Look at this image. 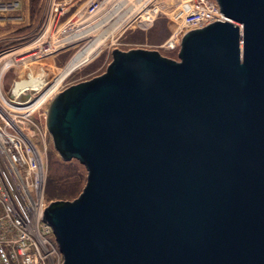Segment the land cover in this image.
Returning a JSON list of instances; mask_svg holds the SVG:
<instances>
[{
  "label": "water",
  "instance_id": "95a60500",
  "mask_svg": "<svg viewBox=\"0 0 264 264\" xmlns=\"http://www.w3.org/2000/svg\"><path fill=\"white\" fill-rule=\"evenodd\" d=\"M177 60L112 51L45 125L80 194L43 212L62 264H264V0H214Z\"/></svg>",
  "mask_w": 264,
  "mask_h": 264
},
{
  "label": "rangeland",
  "instance_id": "374dc122",
  "mask_svg": "<svg viewBox=\"0 0 264 264\" xmlns=\"http://www.w3.org/2000/svg\"><path fill=\"white\" fill-rule=\"evenodd\" d=\"M4 1L16 2L17 7L13 11L3 12L0 15V52L11 53L5 57L4 64L1 63L2 71L13 64L3 74L1 88L6 95L12 97L25 87L31 96L40 92L41 99L43 98L45 102L39 104L40 109L34 114L32 120L43 130L46 127V111L43 108H46L51 98L71 85L103 74L112 60L111 53L115 48L124 52L132 49L155 50L166 58L177 60L178 45L169 48L165 44L177 26L175 22L182 18L181 14L196 7L199 0L151 1L146 5L147 16L153 14L149 24L145 27L138 24L142 16L139 17L133 24L117 34L110 45L101 48L92 58L78 60L71 70H67L68 65L80 56L82 50L95 42V38L90 35L76 38L81 35L79 29L83 25L95 24L99 21L100 17L97 18V16L101 12L96 10L94 15L90 14L80 19L77 25L79 29L74 30L71 28V21L84 5L80 8L78 6L69 8L54 20V13L52 14L54 8L50 0ZM110 1L115 0L108 2ZM85 6L88 7L87 4ZM109 7L110 5L107 6ZM48 22L54 24L52 33L46 32ZM42 34L44 36L42 41L37 42ZM45 138L47 144L45 187L49 175L71 174L72 176H68V181H74V186L66 187L67 194L62 197L71 199L76 196L81 187L83 189L86 170L75 160L62 161L53 148L49 133L45 134ZM44 199L46 203H50L45 189Z\"/></svg>",
  "mask_w": 264,
  "mask_h": 264
},
{
  "label": "built area",
  "instance_id": "2783aa9c",
  "mask_svg": "<svg viewBox=\"0 0 264 264\" xmlns=\"http://www.w3.org/2000/svg\"><path fill=\"white\" fill-rule=\"evenodd\" d=\"M50 2L55 20L69 8H80L88 3L86 13L95 14L102 0ZM16 7V2L0 0V15ZM182 17L181 23L175 22L177 31L174 30L165 44L169 48L180 47L181 39L187 32L216 22L223 15L214 0H199L196 7L190 8ZM177 32L180 33V41L175 40ZM43 34L37 42L42 41ZM9 54L0 52V264H62L53 231L43 219L47 207L44 189L45 134L48 131L46 127L42 130L32 120L40 109L42 94L39 92L31 96L27 87L21 88L14 97L2 91V76L13 64L2 71L1 63Z\"/></svg>",
  "mask_w": 264,
  "mask_h": 264
},
{
  "label": "bare ground",
  "instance_id": "6f19581e",
  "mask_svg": "<svg viewBox=\"0 0 264 264\" xmlns=\"http://www.w3.org/2000/svg\"><path fill=\"white\" fill-rule=\"evenodd\" d=\"M108 1L109 0H102L100 6L98 7V11H100L101 13L99 14V16H97V18L100 17L99 18L100 20L97 21L95 24L89 23L87 25H83L82 23L81 26L83 25V27H81L80 29L79 27L77 28V25L79 24L78 23L79 20L84 19L85 17L90 15L86 13L88 10L87 9L88 7H86L85 5L84 7L82 6L83 8L79 11L77 16L74 19H72L71 28L74 30L79 29V32L81 33V35L77 36L76 38H82V37H86L90 35L92 36V38H95L94 40L95 42H93L90 46L82 50L80 56L68 65L67 70H71L75 66V63L78 60L92 58L97 53V51H99L101 48H104L105 46L110 45L113 42V38L117 34H119L123 29H125V27L133 24V22L139 19V17L142 16L139 19L138 24H140L143 27L149 24L150 20L153 17V14L151 16H147V13H146V5H148L153 0H115L113 2L110 1L111 3ZM109 5L110 7L107 8V6ZM182 20H183V17L178 22L181 23ZM53 27H54L53 23L47 24L46 32L48 31V33H52ZM175 31H177V29ZM180 37H181L180 33L177 32L175 40L180 41L181 39ZM43 101L44 99L42 98L40 104H42ZM50 102L47 104L45 111H47V108ZM47 205L48 203L46 204V206Z\"/></svg>",
  "mask_w": 264,
  "mask_h": 264
},
{
  "label": "trees",
  "instance_id": "16d2710c",
  "mask_svg": "<svg viewBox=\"0 0 264 264\" xmlns=\"http://www.w3.org/2000/svg\"><path fill=\"white\" fill-rule=\"evenodd\" d=\"M19 91V90H18ZM72 176L66 175V176H59V175H49L46 181V187H45V193L47 197H49V202L52 201H71L75 199L81 192L82 187L78 191L75 197L71 199L62 198L64 197V194H67L65 190L66 187L74 186V181H68L69 177ZM70 195V194H69Z\"/></svg>",
  "mask_w": 264,
  "mask_h": 264
}]
</instances>
